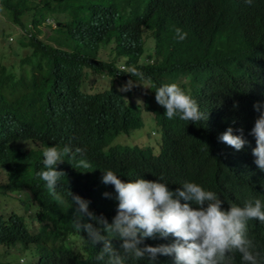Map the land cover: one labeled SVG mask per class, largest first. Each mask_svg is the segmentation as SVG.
I'll use <instances>...</instances> for the list:
<instances>
[{
    "label": "clouds",
    "instance_id": "9594fccd",
    "mask_svg": "<svg viewBox=\"0 0 264 264\" xmlns=\"http://www.w3.org/2000/svg\"><path fill=\"white\" fill-rule=\"evenodd\" d=\"M126 1L134 12L130 18L151 21L159 5L179 0ZM192 1L195 13L209 21L236 11L255 26L264 23V0ZM56 22L49 18L45 24L56 28ZM146 29L143 26L142 33H148ZM43 31L41 39L50 34L46 27ZM175 31L179 40L186 38L187 33L180 28ZM120 32L122 42L135 39L130 26H122ZM151 39L149 32V46ZM17 43L18 39L13 46ZM129 72L142 78L135 68ZM87 73L90 76L83 81L95 79L98 86L85 87L81 92L93 96L102 89L99 79L104 78L90 70ZM245 77L257 79L259 71H248ZM133 85L129 80L121 91H129ZM223 89L225 99L216 110L199 105L176 83L155 91V99L166 109L168 119L179 115L198 127L191 138L168 136L167 146L163 133L154 128L156 142L118 135L112 139L111 149L106 133L100 135L99 118L85 110L63 116L26 115L39 122H32L15 141L0 144V169L8 178L7 184L0 183V206L4 209L1 200L12 193L17 202L4 209L1 224L14 214L23 215L25 207L19 205V199L25 195L29 205L36 208L31 219L38 224L25 219L30 232L19 236L11 235L13 227L3 225L7 233L0 238V264H11L7 255L15 248L29 250L31 264H264V181L256 180L264 178V93L255 88L236 90L230 81ZM145 118L153 120L155 116L144 113V125ZM210 125L226 151L249 158L256 178H244L237 184L224 178L213 181L205 168L194 180H187L180 163L191 157L204 161L216 158L211 140L201 131ZM103 142L115 158L91 172L94 149ZM135 148L150 153L149 167L141 166L143 160L136 157ZM21 173L30 175L24 179ZM87 175L95 176L104 188L105 202L98 208H92V200L87 201V196L73 186L77 176ZM37 190L51 203H67L70 219L65 226L59 222L45 227L39 224L40 209L34 195ZM26 263L27 259L21 258L18 264Z\"/></svg>",
    "mask_w": 264,
    "mask_h": 264
},
{
    "label": "trees",
    "instance_id": "16d2710c",
    "mask_svg": "<svg viewBox=\"0 0 264 264\" xmlns=\"http://www.w3.org/2000/svg\"><path fill=\"white\" fill-rule=\"evenodd\" d=\"M0 6L6 21L20 31L17 45L9 46V53L0 54V144L15 141L32 122H39L27 119L26 115L63 116L85 110L99 118L100 135L106 133L111 149L113 138L134 135L143 128L144 113L155 116V128L163 133L167 146L168 136L191 138L198 127L181 120L179 115L173 119L165 116L166 109L155 99L159 87L176 83L199 105L215 110L225 99L223 88L229 81L236 90L255 88L264 93V23L255 26L246 15L236 11L209 21L195 13L192 0H179L159 5L149 21L130 18L134 12L126 0H0ZM49 18L57 20L56 28L45 24ZM125 25L133 28L134 40L122 42L120 29ZM143 26H147L146 31L155 40L152 54L149 33H142ZM43 27L50 32L45 39H41L45 35ZM177 28L187 33L182 41L176 36ZM11 35L15 34L8 36ZM102 50L110 51L109 60L99 57ZM10 55L20 58L19 61L10 60ZM130 68L142 73V78L132 77ZM254 69L259 71V77L246 79L245 73ZM87 70L102 75L110 87H101L93 96L84 95L83 88L98 86L95 79L83 81L90 76ZM129 80L134 82L131 90L121 91ZM146 85L148 90L144 89ZM201 131L211 140L217 155L213 161L191 157L192 160L180 163L188 181L205 168L210 170L213 181L224 178L237 184L244 178H256L249 158L226 151L211 125ZM132 150L143 160L141 166L149 167L150 153ZM114 158L106 142L98 144L91 172ZM125 161H129L128 157ZM29 175L21 173L24 179ZM12 177L16 178L15 172ZM34 179L35 176L32 182ZM257 179L264 181L262 177ZM73 183L87 196V201L92 200V208L104 204V188L95 176H77ZM34 195L41 226L51 222L65 226L69 222L66 202L51 203L39 190ZM2 220L0 216V238L7 233L3 225L14 228L12 236L30 232L25 218L19 214L1 224Z\"/></svg>",
    "mask_w": 264,
    "mask_h": 264
},
{
    "label": "rangeland",
    "instance_id": "374dc122",
    "mask_svg": "<svg viewBox=\"0 0 264 264\" xmlns=\"http://www.w3.org/2000/svg\"><path fill=\"white\" fill-rule=\"evenodd\" d=\"M5 11L0 12V54L1 53H9V46L15 45L17 39L20 37V31L17 29L14 25H11L8 21H6L5 16H2L1 14L4 15ZM14 33L15 35L8 36L10 33ZM149 33V32H148ZM23 34V33H22ZM12 38V40H11ZM151 49L149 51L150 54L153 53L154 45H155V40L152 38L151 39ZM113 47V46H111ZM110 51L108 50H102L101 53L99 54V57H101L104 60H109L110 59ZM10 60L14 61H19L20 58H17L13 55H10L8 57ZM113 60L117 61V57H114ZM114 62V61H113ZM8 61H6V65H8ZM99 84L103 88H109L110 87V82L106 79H99ZM149 85H146L144 87L145 90H148ZM144 97V96H142ZM138 98V97H137ZM149 115V114H146ZM152 117V116H149ZM155 119L150 120L145 118V125L142 129L139 131L135 132L134 135H132L133 139L139 141L142 139H146L149 142H156L155 138L152 136V130L155 128ZM8 178L5 173L2 172V169H0V183L2 184H7ZM2 194V192H0ZM4 200V201H3ZM2 202L5 203L6 206H4V209H8L12 207L14 204H16V199L14 193L12 195L6 196L4 199L1 200ZM19 205H24V209L21 211L23 214L22 216L27 220V223L36 225L38 224L37 222H34L33 219H31L34 216V213L36 212L35 206H32L31 204L29 205V202L27 201V196L25 195L24 197L19 199ZM31 206L29 210V214L26 215L27 207ZM3 209L2 206H0V216L5 218V210ZM31 213V214H30ZM1 255V251H0ZM21 258H26L27 263L26 264H31V252L29 250H21L18 248L13 249L8 255L7 259L11 264H18Z\"/></svg>",
    "mask_w": 264,
    "mask_h": 264
}]
</instances>
